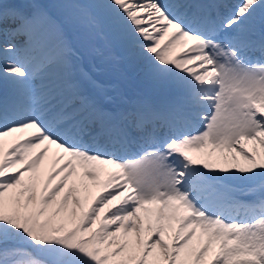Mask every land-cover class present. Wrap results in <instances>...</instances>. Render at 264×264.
I'll list each match as a JSON object with an SVG mask.
<instances>
[{
	"label": "snow or ice",
	"instance_id": "snow-or-ice-1",
	"mask_svg": "<svg viewBox=\"0 0 264 264\" xmlns=\"http://www.w3.org/2000/svg\"><path fill=\"white\" fill-rule=\"evenodd\" d=\"M0 264H264V0H0Z\"/></svg>",
	"mask_w": 264,
	"mask_h": 264
},
{
	"label": "bare ground",
	"instance_id": "bare-ground-1",
	"mask_svg": "<svg viewBox=\"0 0 264 264\" xmlns=\"http://www.w3.org/2000/svg\"><path fill=\"white\" fill-rule=\"evenodd\" d=\"M112 76H114V77H119V78H121L122 79V81H121V86L124 88V90H125V88L127 87L126 86V84H125V82H124V77H123V75H122V72H121V70H120V72L119 73H112V72H110V71H107L106 70V67H103V70H102V72H101V74H100V77L101 78H103V79H105L106 81H111L110 80V77H112ZM117 83H119V82H117ZM108 84V83H107ZM120 84V83H119ZM120 98V97H119ZM121 154H123V153H121ZM198 155V154H197ZM45 168H50L51 166H52V163H51V160L49 159V160H46L45 161ZM93 194H95V192L93 193Z\"/></svg>",
	"mask_w": 264,
	"mask_h": 264
},
{
	"label": "rangeland",
	"instance_id": "rangeland-1",
	"mask_svg": "<svg viewBox=\"0 0 264 264\" xmlns=\"http://www.w3.org/2000/svg\"><path fill=\"white\" fill-rule=\"evenodd\" d=\"M208 162L213 165H216L217 167L230 166L231 164V161H224L219 159H210Z\"/></svg>",
	"mask_w": 264,
	"mask_h": 264
}]
</instances>
